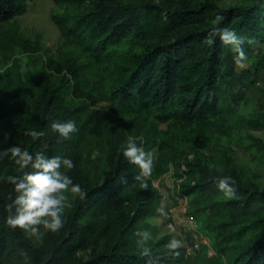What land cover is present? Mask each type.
Returning <instances> with one entry per match:
<instances>
[{
	"label": "trees",
	"instance_id": "16d2710c",
	"mask_svg": "<svg viewBox=\"0 0 264 264\" xmlns=\"http://www.w3.org/2000/svg\"><path fill=\"white\" fill-rule=\"evenodd\" d=\"M27 1L32 0H0V25L23 13ZM52 1L62 8L53 22L99 69V93L111 108L166 124V130L135 142L151 153L156 147L159 163L174 160L178 192L187 198L213 253L201 246L186 256L183 249L167 246L173 237L165 234L146 241L150 251L142 254L136 232L159 203L151 184L155 172L143 178L148 187L142 188L135 179L139 167L120 151L130 136L123 129L114 133L111 118L77 101L90 92L79 71L58 75L61 70L46 63L34 85L18 80L8 87L0 81V150L18 144L30 152L70 157L74 167L68 174L85 195L73 194L60 230L45 229L32 242L26 236L30 231L6 223L14 185L0 179V264H264V186L235 170L230 153H206L208 141L235 122L234 107L257 73V68L237 69L231 46L218 36L209 45L206 37L217 26L235 28L245 54H255L264 44V0L228 7L215 0ZM56 119L75 120L77 131L61 137L51 129ZM245 119L264 128V113ZM32 130L43 135L33 137ZM179 137L193 142L191 158L175 149ZM247 138L264 151L261 139ZM89 139L99 145V165L82 154L81 145ZM9 174H22L10 153L0 158V177ZM225 175L235 180L231 197L213 182ZM87 250L83 259L79 253Z\"/></svg>",
	"mask_w": 264,
	"mask_h": 264
},
{
	"label": "rangeland",
	"instance_id": "374dc122",
	"mask_svg": "<svg viewBox=\"0 0 264 264\" xmlns=\"http://www.w3.org/2000/svg\"><path fill=\"white\" fill-rule=\"evenodd\" d=\"M199 2L202 0H191ZM219 6L228 7L239 5L246 0H215ZM62 8L56 6L52 0L27 1L25 11L14 18L0 25V81L8 87L14 86L18 80L29 85H34L38 77L43 73L47 64L56 66L61 71L58 75H69L72 70L79 71L90 86L89 97H72L78 102H83L89 108L96 109L103 117L111 118L114 133L120 130L126 131L130 138L138 139L142 143L146 138L152 136L159 130H166L165 123L155 121L151 116L144 114H117L108 100L102 98L100 91L101 73L93 61L85 55L80 47L71 39L62 37L59 29L52 20L53 14H59ZM261 45V46H260ZM255 54H247L243 64H238L237 69L248 68L253 72L257 68L254 82L246 91L245 97L235 107V122L225 130H220L219 137L211 138L208 141L206 153L216 156L221 151L230 153V162L233 168L240 171L259 186H264V151L252 146L247 135L261 139L264 143V128H254L247 122L245 117L264 113V62H257L264 59V44H260ZM263 61V60H262ZM225 134V136L222 135ZM89 139L82 143V154L88 157V163L99 165L102 153L99 145H93ZM174 147L189 158L193 156V142L179 137L174 140ZM87 152L90 154L87 155ZM159 151L153 148V164L155 178L151 179L152 186L160 191L169 194V199L177 190V176L174 174L176 163L169 157L167 161L157 162ZM183 168V166H181ZM161 196V194H159ZM67 204L73 198V193L66 192ZM159 197L156 210L145 216L139 223L140 230H147L150 233L149 241H154L165 234H170L180 241L179 248H191L188 252L190 257L197 250L196 241L189 232L177 229L175 232L168 231L166 223L169 219L168 208L175 203ZM187 199V198H186ZM185 214L197 219L191 211L189 202L186 200ZM65 206V208H66ZM45 230L40 229L41 233ZM201 230V229H200ZM204 234V232L201 230ZM26 236L32 242L38 238L37 235L27 232ZM200 248V247H199ZM89 250L80 252L83 259L88 257Z\"/></svg>",
	"mask_w": 264,
	"mask_h": 264
},
{
	"label": "clouds",
	"instance_id": "9594fccd",
	"mask_svg": "<svg viewBox=\"0 0 264 264\" xmlns=\"http://www.w3.org/2000/svg\"><path fill=\"white\" fill-rule=\"evenodd\" d=\"M219 16L214 21L219 22ZM224 45H230L236 53L234 60L237 64H243L247 59L243 44V37L235 28L214 27L206 37V43L213 44L216 37ZM53 132L59 133L65 139L77 131L76 121L73 119H56L51 122ZM33 137L43 135L42 132L30 131ZM120 151L127 162L139 167L140 171L135 179L141 181V187L147 188V182L143 180L153 171V156L151 151H146L144 147L137 144L133 138H128L121 145ZM16 165L19 166L21 175H7L0 179H5L14 185V198L10 195V203L5 205L7 211L6 223L13 227H20L30 231L32 234L42 235L39 226L52 232H56L63 227V213L67 202L66 192L85 195L80 184L75 183L68 174V170L74 167L73 160L68 156L48 155L44 151L30 152L18 144H14L6 149L0 150V158L9 155ZM218 190L225 197H231L236 192L235 180L232 176H217L213 178ZM137 245L142 249V254L147 255L150 249L146 246V241L150 239L147 230L138 229L136 232ZM180 241L173 237L168 247L177 248Z\"/></svg>",
	"mask_w": 264,
	"mask_h": 264
},
{
	"label": "built area",
	"instance_id": "2783aa9c",
	"mask_svg": "<svg viewBox=\"0 0 264 264\" xmlns=\"http://www.w3.org/2000/svg\"><path fill=\"white\" fill-rule=\"evenodd\" d=\"M159 194H161V196L159 195L161 199H169V194L165 191H160ZM170 199L172 203H175V205L168 208L169 219L166 223L168 231L176 232L177 229H181L184 232H189L190 236L196 241L195 248L198 249L199 247L204 246L207 250L208 255H211L213 253V249L210 245V240L205 234L201 232L198 220L184 213L186 207V201L184 199H186V197L179 194L178 185L176 193L172 194ZM190 249L191 248L183 249L186 256L189 255L188 252L190 251Z\"/></svg>",
	"mask_w": 264,
	"mask_h": 264
}]
</instances>
